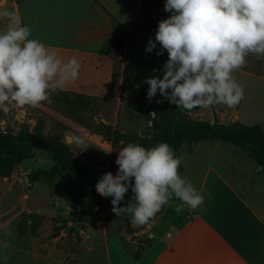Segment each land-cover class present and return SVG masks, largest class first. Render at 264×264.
<instances>
[{"label":"rangeland","instance_id":"rangeland-1","mask_svg":"<svg viewBox=\"0 0 264 264\" xmlns=\"http://www.w3.org/2000/svg\"><path fill=\"white\" fill-rule=\"evenodd\" d=\"M79 1L0 0V9L17 12L22 22L31 27L32 38L42 41L64 60L71 56L79 59L78 79L66 84L63 90L92 97L91 109L87 112L73 111L65 106L59 101L57 92L51 97V103L42 102L37 107L4 105L0 107V131L17 133L23 124L32 129L42 119L45 133L61 135L97 179L104 169L115 173L118 167L116 149L122 146L114 145L95 131L99 122L137 138H152L151 123L143 117L150 104L145 78L156 74L154 68L162 67L167 52L157 56L155 50L145 51L149 37H154L134 29L135 18L127 25L121 22L122 25L115 29L112 25L107 40L94 37L85 43L80 24L76 26L81 20L80 15L75 14V3ZM129 3L132 8L124 14L132 15L139 0H129ZM142 20L141 25L147 33L155 31L159 20ZM6 23L7 20H0V28ZM233 74L244 86V98L238 105L229 108L220 104L185 112L211 123L218 119L226 124L240 121L260 123L264 127V57L250 54L247 63ZM156 96L163 99L159 93ZM81 114L85 120L77 119ZM89 124H93V128ZM68 131L82 134L88 147L80 151L81 148L70 144L66 137ZM188 147L184 143L173 150L181 158L178 171L186 165L187 171L180 174L192 183L207 172L209 165L216 166L219 162L234 164L237 171L251 173V176L254 174L248 169L249 162L260 168L246 151L231 143L200 141L192 145L194 154L188 152ZM50 166V155L43 149H36L10 177H0V224L12 230L10 236L0 235L9 243L7 264H132L135 252L141 256L152 245L156 234L171 229L166 224L155 227L159 214L141 227L131 223V230L120 216L105 206L81 215L75 193L66 187V177L30 179L31 173L47 170ZM261 170L257 173L256 184L264 187ZM261 196L264 197V191ZM172 199L176 200L173 205L179 203L177 198Z\"/></svg>","mask_w":264,"mask_h":264},{"label":"clouds","instance_id":"clouds-1","mask_svg":"<svg viewBox=\"0 0 264 264\" xmlns=\"http://www.w3.org/2000/svg\"><path fill=\"white\" fill-rule=\"evenodd\" d=\"M163 7L170 15L158 21L154 38L145 45L147 53L167 52L162 67L145 78L149 102L159 93L188 112L238 105L244 86L233 73L250 54L264 57V0H164ZM0 20H7L0 28V107L51 103L54 93L78 79L81 62L76 56L64 60L32 38L31 27L15 11L0 9ZM66 137L80 151L88 147L82 134L68 131ZM115 163V173L104 169L95 188L111 196L116 216H128L136 227L146 225L173 197L180 201L174 207L178 214L185 207L196 210L206 196L211 199V193L179 173L181 158L167 142L151 147L124 144L116 149ZM129 190L131 196L121 206ZM11 232L10 226L0 224V235ZM8 247V241L0 238V264H7Z\"/></svg>","mask_w":264,"mask_h":264},{"label":"crops","instance_id":"crops-1","mask_svg":"<svg viewBox=\"0 0 264 264\" xmlns=\"http://www.w3.org/2000/svg\"><path fill=\"white\" fill-rule=\"evenodd\" d=\"M142 1L132 15L124 14L132 8L129 0L75 3V14L81 18L76 26L80 24L84 42L94 37L107 40L112 16L123 25L136 20ZM216 166L209 165L193 183L211 193V199L206 196L202 206L196 210L185 207L179 214L174 211L176 200L172 199L156 217L155 226L166 224L171 229L156 234L152 245L132 264H264V187L256 184L261 169L249 162L248 169L254 174L251 176L237 171L234 164L219 162ZM185 171L187 166L182 165L179 173Z\"/></svg>","mask_w":264,"mask_h":264},{"label":"trees","instance_id":"trees-1","mask_svg":"<svg viewBox=\"0 0 264 264\" xmlns=\"http://www.w3.org/2000/svg\"><path fill=\"white\" fill-rule=\"evenodd\" d=\"M163 5L164 0H143L140 14L133 24L134 29L154 37L155 31L147 33L148 31L142 27L141 23L144 21L142 19L150 18L147 21L152 22L156 19L159 20V16L162 19L166 18L170 13L164 10ZM112 25L115 29L117 25L122 24L112 16ZM57 93L59 101L73 111L87 112L91 109V96L65 90H58ZM76 117L79 120H85L83 114ZM143 117L151 123V139L137 138L123 133L103 121L99 122L94 129L114 145L121 144L123 146L129 142H135L145 147H151L163 141L167 142L172 149L177 150L182 144L187 143L189 153L194 151L193 144L204 140L231 143L246 151L249 157L263 167L262 172L264 173V127L260 123L245 124L234 121L226 124L221 123L218 119H215L213 123L203 121L193 118L189 113L157 96L152 98ZM89 125L93 128V124ZM36 149H43L50 155L51 166L47 170L31 173L32 181L43 176L66 177V187L75 193V200L81 215L90 214L98 206L112 209L111 196L101 194L96 190V178L86 168L84 161L74 155L71 147L61 135L45 133L42 119H39L32 129L27 124H23L17 133L0 131V177H10L20 163L34 155ZM130 196L131 190L126 194L121 206L127 203ZM164 207L156 215L160 214ZM120 217L124 220L127 228L131 230L130 218L126 215H120ZM58 232L59 230H57ZM133 258L138 260L140 253L135 252Z\"/></svg>","mask_w":264,"mask_h":264},{"label":"water","instance_id":"water-1","mask_svg":"<svg viewBox=\"0 0 264 264\" xmlns=\"http://www.w3.org/2000/svg\"><path fill=\"white\" fill-rule=\"evenodd\" d=\"M259 167H260V169H262V168H263L261 165H260Z\"/></svg>","mask_w":264,"mask_h":264}]
</instances>
